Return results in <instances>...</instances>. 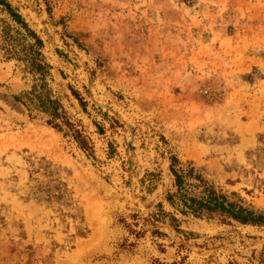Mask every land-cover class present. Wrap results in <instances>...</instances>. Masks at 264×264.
I'll return each instance as SVG.
<instances>
[{"label": "rangeland", "instance_id": "rangeland-1", "mask_svg": "<svg viewBox=\"0 0 264 264\" xmlns=\"http://www.w3.org/2000/svg\"><path fill=\"white\" fill-rule=\"evenodd\" d=\"M6 1L42 46L0 8V264H264V226L166 200L172 164L264 214V0Z\"/></svg>", "mask_w": 264, "mask_h": 264}, {"label": "trees", "instance_id": "trees-1", "mask_svg": "<svg viewBox=\"0 0 264 264\" xmlns=\"http://www.w3.org/2000/svg\"><path fill=\"white\" fill-rule=\"evenodd\" d=\"M0 8L9 13L14 22L21 26L33 39L36 46L41 47V40L28 29L27 24L22 17L17 14L6 0H0ZM35 70L41 69L43 66L36 61L32 64ZM75 95L78 98L77 94ZM79 99V98H78ZM47 103L53 108V114L58 117V103L47 100ZM80 100V104H81ZM66 127L72 131V137L77 144L85 149V140L79 132L73 130V127L66 122ZM58 128V126H54ZM85 145V147H84ZM173 161V160H172ZM30 167L28 175L29 195L38 202L53 203L58 202L66 207H71V193L67 189V184L62 181L59 171L61 168L55 167L51 162L44 158L28 160ZM170 172L173 176L172 189L166 193V200L180 212L186 216L195 219H202L204 216H219L226 220L238 223L240 225L264 226V214L257 213L243 205L233 202L228 197L216 192L211 186L200 177L194 175L193 168L186 170H175L171 164ZM188 180H193L197 184L192 185ZM190 188L198 189L195 194L189 191ZM72 209V208H71ZM170 222L177 221L172 214H166ZM72 218H75L72 216ZM87 230L83 228L77 230V235L83 237Z\"/></svg>", "mask_w": 264, "mask_h": 264}, {"label": "water", "instance_id": "water-1", "mask_svg": "<svg viewBox=\"0 0 264 264\" xmlns=\"http://www.w3.org/2000/svg\"><path fill=\"white\" fill-rule=\"evenodd\" d=\"M27 4H29L28 3V0H24ZM45 33H46V31H45ZM52 44V43H51ZM53 46H54V44H52ZM59 48V47H58ZM64 50H66V49H64ZM97 106H99V107H101V108H105V109H107V110H109L110 111V109H108L107 107H105V106H102V105H97ZM111 112V111H110ZM176 214H179V215H181L180 214V212H178L177 210H175V209H173L167 202H165ZM182 216V215H181Z\"/></svg>", "mask_w": 264, "mask_h": 264}]
</instances>
